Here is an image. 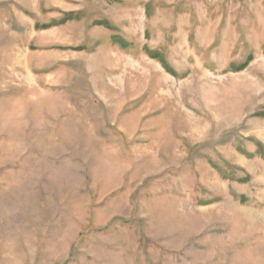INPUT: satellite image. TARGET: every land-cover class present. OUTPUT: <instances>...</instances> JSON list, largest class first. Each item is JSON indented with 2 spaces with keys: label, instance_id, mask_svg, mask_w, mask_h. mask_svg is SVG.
<instances>
[{
  "label": "rangeland",
  "instance_id": "374dc122",
  "mask_svg": "<svg viewBox=\"0 0 264 264\" xmlns=\"http://www.w3.org/2000/svg\"><path fill=\"white\" fill-rule=\"evenodd\" d=\"M0 264H264V0H0Z\"/></svg>",
  "mask_w": 264,
  "mask_h": 264
}]
</instances>
